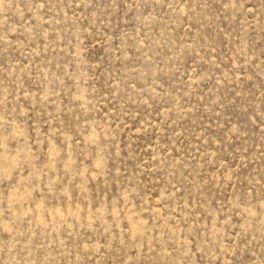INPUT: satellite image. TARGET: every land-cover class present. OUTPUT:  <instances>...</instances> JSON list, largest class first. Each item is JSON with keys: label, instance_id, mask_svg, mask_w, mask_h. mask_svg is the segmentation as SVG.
Here are the masks:
<instances>
[{"label": "rangeland", "instance_id": "obj_1", "mask_svg": "<svg viewBox=\"0 0 264 264\" xmlns=\"http://www.w3.org/2000/svg\"><path fill=\"white\" fill-rule=\"evenodd\" d=\"M0 264H264V0H0Z\"/></svg>", "mask_w": 264, "mask_h": 264}]
</instances>
